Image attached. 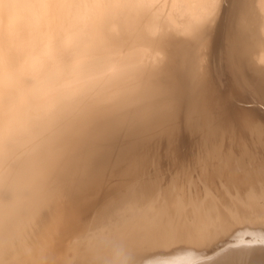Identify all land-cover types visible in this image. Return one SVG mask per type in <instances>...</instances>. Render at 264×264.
Returning <instances> with one entry per match:
<instances>
[{
    "label": "bare ground",
    "instance_id": "obj_1",
    "mask_svg": "<svg viewBox=\"0 0 264 264\" xmlns=\"http://www.w3.org/2000/svg\"><path fill=\"white\" fill-rule=\"evenodd\" d=\"M223 1L224 0H124L128 7L102 24L101 39L104 44L114 51L126 54L128 59L124 63L111 66L107 70V74L101 78V82L96 89L87 97L74 103L60 117L57 123L49 128L41 130L40 133L44 138L50 141L54 149L52 153L54 165L53 179L57 191L53 200L56 199L58 201L59 199L61 201L64 196L67 197V199L65 197L66 201L64 198L62 199L64 203L71 199L72 201L76 200L75 198H78L79 195L81 196L80 193L85 186H89V184L99 178L98 171L100 165V184L102 187L105 186L107 182L113 180V184L111 183L112 185H107L109 189H107L108 193L102 194L106 196L100 199H103L101 201V208L96 209L98 212L99 209H101L99 215L93 214L94 217L95 215L98 217H96V220L93 219L95 220V224H93L94 228L92 232H90V228V233H85L86 231H83L85 234L78 233V227H80V225L77 226L76 231H73L77 232V235L75 233L76 236H71L72 239L76 237V240L73 239L75 242L71 241L72 239L69 236V240L66 241H70V246L66 242L63 244H67L71 249H74L75 256L73 258L70 254L72 259L67 257L69 260H65L63 257L64 261H61V263L58 261L60 264H87L86 237L96 231L106 232L111 237L113 244L124 249L128 264H264V156L263 159H260L259 156L261 155H258V152L256 153L253 150V147L257 145L256 143L258 141H263L261 137L264 135V131L260 128L255 130L257 131L255 134H258L255 136L257 142L255 140L256 143L251 141L252 145L254 144L253 147L251 146L253 151L250 149V146L246 144L247 142L245 143V139L236 141V133L234 135L235 138L232 137L231 140H229V138L228 142L224 139L219 141L217 136H215V131L216 129L218 130V128L220 129L222 125L219 124L218 127V124L211 118L212 113L210 110L208 111V106H204L208 103L210 104L209 101L211 100L206 90L209 91V87L212 85V80L211 82L207 81L206 72L203 69L205 67L203 65L205 58L204 52L209 46L212 47L215 45L213 42L219 37V32L222 33L217 27L223 24L222 19L219 18ZM245 2L244 11L241 14V18H239V20H241L239 21L237 19L240 24L238 27L236 26L237 29L235 28V30H232L234 31L232 32V36L230 35L231 38L229 42L232 48L229 51L227 50L229 52L227 56H229L228 58L231 62L230 67L233 68L235 72L234 76L240 73L239 69L240 66H242L243 59L245 60L246 57L249 58V56V59L253 58L254 62H256L257 66L260 68V73H258L260 79L257 78V83H259L258 86H260L258 88H261L262 91V89L264 90V0H245ZM218 22H221V25L218 26ZM215 28L219 32L215 31ZM221 29H223L222 26ZM214 31V35L216 34L215 36L212 35ZM211 36H214L215 39ZM211 38L214 40L211 42L213 45H209ZM218 39H220V37ZM211 47L210 49H216ZM208 51L210 50L208 49ZM212 56H215V54ZM211 76L213 75L211 74ZM238 78L239 77H237V79ZM210 94L212 93L210 92ZM183 96L184 98H182ZM186 97H188V102H186V115L183 110V114L186 117L183 118H186L188 123H196V126L198 125L197 127H201L198 128L199 131L201 130L202 133L206 131V135L208 136H210V132L213 134L214 131L213 136L217 138V141H213L212 138L205 139L204 136L202 138V134L201 137L198 136L203 140L204 144H202V146H204L206 152L200 147L203 151L200 154L203 153V157H196L195 161L198 162V166L197 162L196 164L194 162L193 165L197 166V168H202V166L206 168L205 170L203 168L199 170L198 168L196 171L197 173L198 171H202V173H200L203 177L200 176L201 178L195 181L191 174H189L190 176L186 178L188 187H185L186 185L183 186L182 182L180 184L176 183L165 186L170 182L168 180L170 176L166 179L167 176L165 175V171L164 175L166 177L164 178L160 170H158L160 172L159 174H161L160 176H158L159 174H156L158 172L154 170L156 172L154 173L156 177L153 178V173L147 175L150 174L148 171L145 174V169L147 168H143L144 171H142V168L137 166L138 162H142V156L141 158L139 157L140 159L137 158L140 154L142 155V152L140 154L138 153L139 149L137 148L140 145L139 147L142 149L143 145L141 146L140 142L143 143L145 137L146 140L148 139L151 141V139L148 138L152 136V129L150 127L155 125L154 123L158 120L160 114L163 115L159 118H164V121L167 120V122H169V129L167 127L166 131L169 132L170 130V133H173V131H175L174 129H177L179 126L177 121L178 108L182 103L181 100L186 99ZM206 101H208V103ZM216 103H218V100ZM223 106L224 105H222V107ZM205 107H207V109ZM209 107H211V105ZM249 109L252 108L250 107ZM232 112H234V109ZM248 112H250V110ZM209 113H211V115H209ZM226 114L228 113L226 112ZM232 115L234 116V113ZM179 117L178 119L180 120L181 116ZM200 118L201 120H205L203 121L204 123L202 122L203 124L199 121ZM197 121H199V124ZM167 122L164 123L162 121L165 126L166 124L168 125ZM159 124H161L160 121ZM164 124H161V126L157 124L158 126H155L158 128L161 127L158 129V131L160 130L161 132V130L164 131L165 129V126L162 128ZM192 124H189V126H192L191 128L193 129L195 124L194 126ZM215 124L218 128L214 130ZM236 125L235 128L239 129ZM155 126L153 127V131L156 129ZM183 126L185 127L184 124ZM203 126H205L204 132ZM225 126L226 125H224V127ZM188 127L185 128L189 129L190 127ZM147 130L150 132V136ZM221 130L222 129L218 132L221 133ZM232 130L234 133V129ZM190 131L192 132V130ZM199 131H197V133ZM141 132L145 134L148 133V137L144 135L145 137L140 136L139 139H135L138 138L136 136L140 135ZM218 132L216 131V133ZM122 133L125 135L132 134L133 138L134 136L135 138L130 141L128 150L123 149L122 151L119 150L120 153L117 151V153L114 152L110 154V152L107 151L109 146L108 143H111L113 138ZM223 133L226 132L223 131ZM180 134L178 133L179 136ZM230 134L232 133L228 135L230 136ZM155 135L159 136V134ZM173 135L171 134L169 137ZM219 135L221 136V134ZM258 136L259 139H257ZM249 139H246V141ZM139 140L140 142H138ZM168 140L167 138V141ZM172 140L174 139H171V142ZM197 141H199V139ZM182 142L183 141H181V143ZM193 142L192 144H195V140ZM248 142H250V140ZM259 142L258 145H261ZM263 143L264 141L258 149L260 147L261 150L263 149ZM169 145H171V143ZM167 146L168 145H166V147ZM189 148L192 150V147ZM141 149L139 151H142ZM170 151L172 154L174 153L173 149L169 150V152ZM152 152H154V150ZM166 153H168V151ZM166 153H164V155H166ZM262 153L260 151V154ZM113 154L116 158L114 160V157L112 158V165L120 163L123 160L125 162V159L130 158L128 159L129 162L126 160V164L124 162L121 163L122 165L124 163L126 167L125 165L120 166L119 164V168L121 169L116 166L118 170H115L116 167L110 165L112 163V160H110L112 157L111 155ZM152 154L149 155L152 156ZM134 155H136V159L132 157ZM159 155L160 154H158V156ZM197 155L199 156V153H197ZM153 156H155V154ZM173 157L172 155V158ZM158 158L156 159L158 160ZM197 158H199V160H197ZM135 160H138L137 163ZM110 161L111 163L108 164V170V167L104 166ZM175 161L177 162V160ZM185 161L186 160H184V162ZM200 161H203L204 165H202ZM209 161L210 163L212 162L210 165L216 170L212 169L213 171L210 172L211 174L209 173L210 169H208L210 166ZM141 164L143 165V163ZM153 164H155L154 161ZM156 164L155 169L157 170L159 167H157L158 164ZM166 164L168 165V163ZM199 164L202 166H199ZM135 165L140 168V171L138 168L135 169ZM193 165L189 166L193 167ZM111 166L114 169H111ZM133 166H135V168ZM185 166L186 165H184V169H181L182 172L184 170L182 175L185 174V170L189 168ZM212 166L210 167L213 168ZM143 167H146V165ZM106 171H108V173ZM171 172L170 175L174 173L173 171ZM196 172L193 173L195 176ZM180 173L181 172H178V176L174 173L176 176L174 178V175H172L171 177L173 178H171V181L179 178L183 179L185 176L183 175V177H180ZM186 174H188V172ZM201 174H197V176ZM109 177L111 178L108 179ZM163 178L167 180V184L162 183ZM178 181L179 180H177V182ZM198 183L203 186V192L199 191L200 188L197 189V187H199ZM100 184L98 187L101 186ZM94 186H97V181ZM94 186H92L93 189H95ZM192 186H194L195 191ZM90 187L86 189L94 192ZM102 187L99 189L102 190ZM190 187L193 188V192ZM215 189L218 191H213ZM101 190L96 191L95 189L96 192L99 191L100 193ZM105 190L106 188H104V191ZM94 194L96 193L94 192ZM84 195L86 196V193H83L82 198H85L84 200L87 201V197ZM91 195L93 197L96 195V197L99 196L98 194L95 196L93 194ZM91 195H89L90 198ZM93 197L92 199H94ZM220 197L222 201L218 200ZM82 198L80 200L85 202ZM100 200H98L99 203ZM259 201L261 203H259ZM73 202H71V206L69 205L71 209H74V204L76 202H78V204L80 203L76 200L72 206ZM96 202H94V204L92 203L91 209L95 206ZM69 203L66 204L68 205ZM54 204L51 203L38 209V228L34 236L22 238L15 233H10L3 239L2 243L5 251L0 259L3 261L27 258L38 261H46L49 259L43 256L42 248L48 243H54L55 240L58 241L59 238V236L58 238H53V236L50 235L51 232L45 231L46 229L49 230L48 228L50 227L48 226L45 229V226L51 218H54L50 216L53 214L51 209L55 207ZM61 204L63 205V203ZM96 204H98V202ZM241 204H244V207ZM57 206L58 204L56 207ZM75 206H77V203ZM88 209L89 208L86 209V212ZM91 209H89L88 212H91ZM53 212L57 214V211ZM82 212L84 213L85 211L83 210ZM65 213L68 221L70 220L71 223L69 222L70 225H68L70 228H68L69 226L66 224L68 221L66 219L65 224L67 226L65 225L64 227H67L69 230L72 226L75 228L72 223L76 225L74 218L78 217L81 213L79 215L76 214L77 216H74L73 220H71L73 217H71L72 214H68L70 215L68 216L67 212ZM92 213L88 214L91 215ZM55 214H53V216H55ZM88 214L84 213V216ZM81 215L84 218L83 214ZM60 218L59 220L62 221ZM83 218L79 216L81 222ZM87 218L88 216L86 220ZM90 218L92 220L93 217L90 216ZM75 220L78 221V218ZM91 220H89V224ZM53 221H55V219ZM83 223V225H85V222ZM67 231L68 230H66V232ZM43 232L44 235H47L49 232L50 234H48L49 236L47 237L53 241L51 242L49 240L50 242H47L48 239L43 236ZM68 234L69 232L66 233L65 236H68ZM70 234H72V231ZM36 237H41L43 244L38 243ZM44 240L47 244L44 243ZM64 248L65 246H63V250ZM63 250L61 252H63ZM55 251H53L54 255L56 253ZM57 252L59 253L60 250ZM61 252L60 254H62ZM52 253L50 254L51 257ZM60 254L56 253L55 258ZM45 256L48 255L46 254ZM52 259L54 260V258H50V261Z\"/></svg>",
    "mask_w": 264,
    "mask_h": 264
},
{
    "label": "clouds",
    "instance_id": "obj_2",
    "mask_svg": "<svg viewBox=\"0 0 264 264\" xmlns=\"http://www.w3.org/2000/svg\"><path fill=\"white\" fill-rule=\"evenodd\" d=\"M127 7L124 0H0V258L3 239L34 236L38 209L54 202V149L41 130L128 59L101 39L102 24ZM86 255L87 264H128L103 231L86 237Z\"/></svg>",
    "mask_w": 264,
    "mask_h": 264
},
{
    "label": "rangeland",
    "instance_id": "obj_3",
    "mask_svg": "<svg viewBox=\"0 0 264 264\" xmlns=\"http://www.w3.org/2000/svg\"><path fill=\"white\" fill-rule=\"evenodd\" d=\"M247 1V0H246ZM245 0H224L223 1V5H222V9H221V11H220V13H221V15H220V17L219 18H221L222 19V25H221V22H218V26L219 25H221L222 26V28L223 29H221V26H219V27H217V29L219 30V31H222V33L221 32H219L216 28V30L215 31H217V32H219V37H220V39H218L219 37H217V39H216V41L215 42H213L214 40L213 39H215L214 38V36L216 35H214V33H215V31L212 33V35H214V36H211L212 38H211V40H210V43H209V45H213V43L215 44V45H213L212 47L211 46H209L208 47V49L210 50V51H208V49L206 48L205 49V52H204V62H203V65L205 66L203 69H204V71L206 72H204L205 74H206V79H207V81H209V82H211V80H212V82H211V86L209 87V91H207L206 89V93L208 92V97H209V99L211 100V101H209L210 102V104L208 103V101H206L207 103H203V104H207V105H204V106H208V111L210 110V112L212 113V115H211V113H209V115H211L212 117V119L214 120V122H216V124H218V127H219V124L220 125H222V127L223 128H225V129H223L221 126V128L220 129H222L221 130V133H219L220 132V129L218 128V127H216V124H215V128H214V130L216 129V128H218V130L216 129V131L219 133V134H221V136L218 134V133H216V131H215V136H217V138L219 139V141H221L222 139H224L225 141H227L228 142V139L229 140H231V138L232 137H234V135H235V133H236V141H241L242 139L245 141V143L246 144H248L249 146H250V149H251V146L253 147L254 146V144L252 145V142L251 141H254L256 138H255V136H256V134H258V133H256L255 134V132H257V131H255L256 129L258 130L259 128L262 130V131H264L263 129H264V90L262 89V91H261V88L259 89L258 87H260V86H258L259 85V83H257L258 82V79L257 78H259V74L258 73H260L259 71H260V68L257 66V64H256V62H254V60H253V58H251V59H249L250 58V56H249V58L248 57H246V59L244 60L243 59V63H242V66H240V73H238L239 74V76H238V74L236 75L235 74V76H234V71H233V68H231L230 66H231V62L229 61L230 59L228 58L229 56H227L228 55V51L232 48V46H231V43L229 42L230 41V38H231V36H232V32H234V31H232V30H235V28H236V26L238 27L239 26V24L240 23H238V20H239V18H241V14H242V12L244 11V8H245ZM223 12V13H222ZM239 15H240V17H239ZM238 19V20H237ZM241 20V19H240ZM239 20V21H240ZM218 21H221V20H218ZM231 29V30H230ZM237 29V28H236ZM218 34V33H217ZM231 35V36H230ZM220 41V45H219V41ZM211 42H213L212 44H211ZM216 43H217V45H216ZM218 46V47H217ZM221 46V47H220ZM228 46H229V48H228ZM231 46V47H230ZM210 47L211 48H216V49H210ZM219 48V49H218ZM218 50H220V51H218ZM228 50V51H227ZM214 51V52H213ZM213 52V53H212ZM207 54V57H206V54ZM209 53V54H208ZM215 54V56H212V55H214ZM218 56H217V55ZM208 56H209V58H208ZM217 57V58H216ZM215 58V59H214ZM208 61H207V60ZM210 60V61H209ZM215 60V61H214ZM247 60V61H246ZM250 62H249V61ZM253 60V61H252ZM219 61V62H218ZM230 63H229V62ZM208 62V63H207ZM213 62V63H212ZM215 62H217V63H215ZM215 63V64H214ZM230 64V65H229ZM256 64V65H255ZM216 65V66H215ZM218 66V67H217ZM209 69H211V70H209ZM205 68H206V70H205ZM216 68V69H215ZM213 69V70H212ZM219 69H220V71L222 72H220L219 71ZM216 70H217V72H216ZM231 70H232V72H231ZM210 71V72H209ZM213 72V73H212ZM221 74H220V73ZM213 75V76H211V74ZM210 74V75H209ZM216 74V75H215ZM241 74V75H240ZM222 75V76H221ZM212 77V78H211ZM221 77V78H220ZM237 77H239L238 79H237ZM210 79V80H209ZM214 79V80H213ZM257 79V80H256ZM260 79V78H259ZM217 80V81H216ZM209 82H207L208 84H210ZM214 83V84H213ZM257 84V85H256ZM213 85H214V87H213ZM216 85V86H215ZM217 87V88H216ZM211 88V89H210ZM215 88V89H214ZM264 88V87H263ZM214 89V90H213ZM218 89V90H217ZM217 90V91H216ZM218 91H220V92H218ZM210 92L212 93V94H210ZM205 93V94H206ZM213 93H214V95H213ZM219 93V94H218ZM215 95H216V97H215ZM185 96H186V94H185ZM208 97H207V99H208ZM215 97V98H214ZM182 98H184V96L182 97ZM181 98V99H182ZM188 97H186V99H187ZM213 98V99H212ZM186 99H184V100H181V104H180V107L178 108L179 110H178V118H180L179 116H181V119L179 120L177 117V121H178V127H177V129H174L175 131H173V133L171 132L170 133V130H169V132L168 131H166V128L168 127V129H169V122H167V120H165L167 123H168V125L166 124V126H165V124L164 123H166L165 121H164V118H159V117H161V115H163V114H160L159 115V117H158V122L156 121L154 124L156 125V126H161V124H164L163 125V127L162 128H164V126H165V129H164V131H162L161 130V132H160V130L158 131V129L159 128H161V127H156L155 125V127H156V129H154V131H153V127L154 126H151L150 128L152 129L151 130V135L152 136H150V129H149V131L147 130V132L149 133V136L150 137H148L147 136V134H145V133H143V132H141L140 133V135H138V136H136V137H138V138H135V136H134V138L135 139H139V137L140 136H144V135H146L148 138H150L151 139V141H149L148 139V141L146 140V137H145V139H143V137H142V139L144 140V144L142 143V142H140V140L138 141V142H140V144H141V146H142V149L138 146V148L137 149H141L142 151H139L138 150V153L140 154L141 152H142V155L140 154V156H138L137 158H141V156H142V158H141V163H143V165L140 163V162H138V165L137 166H139L140 168H142V171H144L143 170V168L145 169V168H147V169H145V174L149 171V173L150 174H147V175H151L152 173H153V175H154V177L153 178H155L156 177V174H159L160 172H162L161 174L162 175H164V171L166 172L165 173V175L167 176H165L164 175V178L166 177V179L169 177V184H167V180L166 179H162V183H164V184H167V185H165V186H169V185H172V184H176V183H178V184H180L181 182H182V184H183V186H185V187H188L187 186V184H186V178H188V176H190L189 174H191V176L193 177V179H195V181L196 180H199V178H201V177H203V175L201 174L202 173V171H198V173L196 172L197 170H198V168H199V170H202V168H203V166L202 165H204V162L203 161H205V160H203V161H200V163H202V165L201 164H199V166H202V168L201 167H198L197 168V166H198V162L197 161H195V159H196V157H200V156H202V154H200L201 152H203L205 149H204V146H202V144H204L203 143V140L200 138L201 137V134H202V138H203V136H204V138L206 139H210V138H212V140L214 141V140H216L217 138L216 137H214L213 136V134H214V131H213V134L210 132L209 134H210V136H212V137H210V136H208V135H206V131H205V129H204V127L206 126H203V132L205 133V135H204V133H202V131L200 130L199 131V129L198 128H201V127H197L196 126V123H194L195 124V126H194V124H192V123H188V120H186V118H183V117H186L185 115H186V109H187V107H186V102H188V99L186 100ZM213 100V101H212ZM217 100H218V103H216L217 102ZM220 100V101H219ZM203 102V101H202ZM221 102V103H220ZM185 103V104H184ZM183 104V105H182ZM218 104V105H217ZM221 104V105H220ZM184 105H185V107H184ZM211 105V107H209ZM222 105H224L223 107H222ZM181 106H182V110H181ZM218 106V107H217ZM221 106V107H220ZM226 106V107H225ZM215 107H216V109H215ZM225 107V108H224ZM245 107H246V109H245ZM252 108V109H249V108ZM185 108V109H184ZM206 109H207V107H205ZM210 108V109H209ZM218 108H221V109H218ZM228 108V109H227ZM257 108H259V109H257ZM233 109H234V112H232L233 111ZM245 109V110H244ZM254 109V110H253ZM183 110H184V114H183ZM225 110V111H224ZM230 110V111H229ZM250 110V112H248V111ZM252 110V111H251ZM180 111H181V113H180ZM205 111V110H204ZM221 111H223V112H221ZM237 111H238V113H237ZM249 113H247V112ZM259 113H258V112ZM205 112H207V111H205ZM216 112V113H215ZM226 112L228 113V114H226ZM255 112V113H254ZM223 113V114H222ZM234 113V116L232 115ZM237 113V114H236ZM246 113V114H245ZM242 114V115H241ZM250 115V116H248V115ZM252 114V115H251ZM254 114H257V115H254ZM183 115V116H182ZM227 115V116H226ZM229 115H231V116H229ZM240 115V116H239ZM243 115H245V116H243ZM165 116V115H164ZM197 116V115H196ZM163 117V116H162ZM215 119H214V118ZM196 118V117H195ZM220 118V119H219ZM223 118H225V119H223ZM226 118H228V119H226ZM235 118V119H234ZM160 119V120H159ZM219 119V120H218ZM199 120V119H198ZM159 121H160V123L161 124H159ZM162 121L164 122V123H162ZM181 121V122H180ZM201 123L203 122V121H205V120H201V118H200V120H199ZM199 121H197V123L199 122ZM218 121V122H217ZM220 122V123H219ZM225 122V123H224ZM227 122V123H226ZM200 123V124H201ZM204 123V122H203ZM202 123V124H203ZM222 123V124H221ZM237 125H236V124ZM158 124V125H157ZM183 124L185 125V127L187 128L188 126H189V124L191 125H193L194 127H193V129H194V131H193V129L190 127H188L189 129H186L184 126H183ZM199 124V123H198ZM224 125H226L225 127H224ZM235 125H236V127L237 128H239V129H236L235 128ZM182 126V127H181ZM200 126H202V125H200ZM234 128H233V127ZM228 127V128H227ZM176 128V127H175ZM245 129V131H244V129ZM167 129V130H168ZM186 129V130H185ZM197 129V130H196ZM228 129V130H227ZM232 129H234V133L232 132L233 130ZM180 130V131H179ZM184 130V131H183ZM189 130V131H188ZM190 130H192V132L190 131ZM252 130H254V131H252ZM157 131V132H156ZM172 131V130H171ZM183 131V132H182ZM197 131H199L198 133H197ZM223 131L224 132H226V133H223ZM232 133V134H230V136L228 135L229 133ZM146 132V131H145ZM175 132V133H174ZM182 132V133H181ZM253 132V133H252ZM169 133V134H168ZM178 133L180 134V136L178 135ZM186 133H188V134H186ZM193 133H194V135H193ZM238 133V134H237ZM155 134H159V136H156ZM173 135V136H170L169 137V135ZM185 134V135H184ZM189 134H191V135H189ZM200 134V135H199ZM216 134H218V135H216ZM224 134V135H223ZM228 135V136H226V135ZM254 135V139H253V135ZM183 135V136H182ZM223 135V136H222ZM233 135V136H232ZM168 136V137H167ZM187 136V137H186ZM198 136H200V137H198ZM208 136V137H207ZM264 135H262V137H261V139L264 141V137H263ZM152 137H154V138H152ZM169 139L168 141H167V138ZM174 137V138H173ZM176 137H178V138H176ZM215 139H214V138ZM219 137H221V138H219ZM224 137V138H223ZM133 135L131 134H127V135H125L124 133H122V134H119L117 137H115V138H113V141L110 143H108V149H107V151L108 152H110V154L111 153H114V152H116L117 153V151H119V150H123V149H127L128 150V145L130 144V141H132L133 139ZM157 138V139H156ZM161 138V139H160ZM181 138V139H180ZM188 138H189V141H188ZM195 138V139H194ZM241 138V139H240ZM250 138V139H249ZM171 139H174V140H172V142H173V144H172V142H171ZM183 139V140H182ZM193 139V140H192ZM199 139V141H197ZM246 139H249L250 140V142H248L249 140H247L246 141ZM257 139H259V136L257 137ZM143 140H141V141H143ZM179 140H181V141H183L182 143H181V141H179ZM185 140V141H184ZM195 140V144H192V142ZM175 141V142H174ZM200 141H201V144H200ZM217 141V140H216ZM256 141V140H255ZM253 142V143H256V142ZM263 141H258L259 142V144L261 143V145H262V142ZM148 144H147V143ZM158 142H159V144H158ZM160 142H161V145H160ZM164 142V143H163ZM258 142L256 143L257 145H255L254 147H253V150H254V152H258L257 154L258 155H261L262 156V158H261V156H259L260 157V159H263V154H264V151H263V149H264V146H262L263 147V149L261 150V147L258 149V147L259 146H261V145H258ZM150 143V144H149ZM171 143V145H169ZM181 143V144H180ZM194 143V142H193ZM147 144V145H146ZM174 144H176V145H174ZM184 144V145H183ZM264 144V143H263ZM160 145V146H159ZM166 145H168L167 147H166ZM174 145V146H173ZM193 145V146H192ZM199 145V146H198ZM127 146V147H126ZM157 146H159V147H157ZM164 146V147H163ZM171 148H170V147ZM172 146H173V148H172ZM182 146H183V148H182ZM198 146V147H197ZM248 146V147H249ZM153 147V148H152ZM175 147V148H174ZM189 147H192V150H190L191 148H189ZM200 147H201V149L203 150H201L200 149ZM203 147V148H202ZM162 148V149H161ZM178 150H177V149ZM257 148V149H256ZM136 149V150H137ZM147 149V150H146ZM158 149V150H157ZM163 149H166V150H163ZM171 149H173V151H174V153L172 154L171 153V151L169 152V150H171ZM201 151H200V150ZM154 150V152H152ZM161 150V151H160ZM198 150V151H197ZM252 150V149H251ZM252 150V151H253ZM256 150H258V151H256ZM261 151V153L262 154H260V151ZM148 151V152H147ZM168 151V153H169V155H168V153H166ZM197 151V152H196ZM137 152V151H136ZM136 152H135V154H136ZM144 152H146V153H144ZM158 152V153H157ZM166 153V155H164V153L163 154H161V153ZM185 152V153H184ZM186 152H187V154H186ZM205 152H206V150H205ZM119 153H120V151H119ZM119 153H118V155H119ZM138 153H137V155H138ZM152 154V156L155 154V156H150L149 154ZM183 153V154H182ZM196 153V154H195ZM197 153H199V156L197 155ZM145 154V155H144ZM157 154V155H156ZM158 154H160L159 156H158ZM174 156L173 158H172V155ZM179 154H180V156H179ZM183 156H182V155ZM191 154V155H190ZM149 155V156H148ZM164 155V156H163ZM112 157H111V159L110 160H112V158L115 156L114 154L113 155H111ZM136 155H134V156H132L133 158H135L136 159V157H135ZM146 156V157H145ZM163 156V157H162ZM205 156V155H204ZM131 157V158H132ZM151 157V158H150ZM158 157H161V158H158ZM167 159V162H166V159ZM177 157V158H176ZM193 157V158H192ZM203 157V156H202ZM116 157H114L113 158V160L115 159ZM139 158V159H140ZM144 158V159H143ZM155 158V159H154ZM156 158H158V160L156 159ZM178 158H180V159H178ZM201 158V157H200ZM128 159H130V158H128ZM128 159H125V162L127 163V161L126 160H128ZM138 159V160H139ZM147 159V160H146ZM154 159V160H153ZM160 159V160H159ZM203 159V158H202ZM113 160H112V163H111V161L108 163L107 162V165L105 164V166L104 167H108L109 165L108 164H110V165H112L113 164ZM138 160H135L136 161V163H137V161ZM173 160V161H172ZM175 160H177V162L175 161ZM184 160H186L185 162H184ZM197 160H199V158H197ZM140 161V160H139ZM147 161H149V162H147ZM153 161H154V163L157 165V167H159V169L157 168V170L155 169V164H153ZM158 161H159V163H158ZM180 161V162H179ZM122 162H124V160L123 161H121L120 163H117V164H114V165H112L113 167H116V166H118V168H119V164H120V166H123V165H125L124 163H123V165L121 164ZM128 162H129V160H128ZM145 162H146V164H145ZM195 162V164H196V162H197V166H194L193 165V163ZM207 162V161H206ZM161 163V164H160ZM166 163H168V165L166 164ZM172 163V164H171ZM208 163V162H207ZM212 163V162H211ZM210 163V161H209V165L211 164ZM140 164H141V166H140ZM146 165V167H143V166H145ZM148 164H149V166H148ZM127 165H129V164H127ZM151 165V166H150ZM163 165H164V169H163ZM184 165H186V166H188L189 168L187 169V170H189V171H187V170H185V174L188 172V174H183L185 177H183V175H182V173H184V170H183V172L181 171V169H184ZM189 165H193V167L192 166H189ZM112 166L110 167L111 169H114V168H112ZM136 166V165H135ZM135 166H133L134 168H135ZM136 166V168L135 169H137L138 168V170L140 171V168L139 167H137ZM166 166V167H165ZM173 166V167H172ZM185 166V167H186ZM210 166H212V165H210ZM208 167V169H210L209 170V173L211 172V171H213V170H215L214 169V167L213 168H211V167ZM125 167H126V165H125ZM192 167V168H191ZM194 167H195V169H194ZM118 168L116 167L115 168V170L117 169L118 170ZM123 168V167H122ZM127 168H129V167H127ZM126 168V169H127ZM171 170H170V169ZM177 168V169H176ZM187 168V167H186ZM185 168V169H186ZM201 168V169H200ZM108 170H109V167L107 168ZM111 169H110V171H111ZM119 169H121V168H119ZM131 169H132V167H131ZM168 171H166V170ZM191 169H193V170H191ZM204 170L206 169L205 167L203 168ZM213 169V170H212ZM156 172H158V173H156ZM158 170H160V172L158 171ZM177 171V172H175V171ZM192 172H191V171ZM204 170H203V172H204ZM109 171V172H110ZM112 171H114V170H112ZM134 171V170H133ZM136 171V170H135ZM151 171H153V172H151ZM171 171H173L174 173H176L177 174V176H178V172H181L179 175H180V177H183V179L182 178H179V179H177V177H176V179L177 180H179L178 182H177V180H172L171 181V178H175V176L176 175H174V173L172 174V175H174L173 177H171L172 175H170V173H172ZM187 171V172H186ZM208 171V170H207ZM216 171V170H215ZM107 173H108V171H106ZM191 172V173H190ZM194 172H196V176L193 174ZM154 173H156V174H154ZM168 173H169V175H168ZM215 173V172H214ZM225 173V172H224ZM98 174H99V178L97 179V180H95V181H93L92 183H93V185H92V183L91 184H89V186L87 185V186H85V188L82 190V192L80 193L81 194V196L79 195V199L78 198H75L77 201H79L80 203L78 204V202H76L77 203V206H78V208H77V206H75L76 205V203L74 204V202L76 201V200H73L72 201V199L70 200L71 202H73L72 203V206H73V204H74V209H71V202L70 201H68V202H65L64 203V200L66 201V199H67V197L66 196H64L63 198H64V200H62L61 199V201L58 199V201L55 199L54 200V202H53V204H54V208H57V209H54V208H52L51 209V212L53 213V214H55L53 211H57L56 213L57 214H55V216H53V214H51L50 216H52V217H54V218H51V220L53 221L54 219H55V221H49L48 222V224L45 226V229L48 227V226H50L48 229L49 230H45V231H49V232H51V234L48 232V234H50V235H52L53 236V238H58V236H59V238H60V240H59V238H58V241L57 240H55V242L53 243L52 241H51V239L49 238L48 239V237L47 236H49L47 233V235H44V232H43V236L44 237H46V239H48L47 240V242L50 240L52 243H45V240H44V243L45 244H47V245H45V247L44 248H46V249H44V248H42L43 249V256L44 257H46V259L47 258H49L48 260H46V261H50V258H54V260L53 261H55V264H60L61 263V261H64V259L65 260H67L68 258L67 257H69L70 259H72L71 257L73 256V258H74V256H75V251H74V249H71L69 246H70V244H69V242L70 241H66V240H69V236H70V238L72 239V237H74V236H76L77 235V232H73V231H76V229H77V226H79L80 225V227H78V229L80 230H78V233H81V234H83L84 232L83 231H86L85 233H90V232H92V230H93V224H95V220H96V217H98V216H96V215H99V212L101 211V209H99V212L96 210V209H98V208H101V201L103 200H100L101 198H103V197H105V196H103L102 194L103 193H108L107 191L109 190L107 187V185H109V184H111L112 183V181L113 180H111V181H109V182H107V184L105 185V186H103L102 187V185L100 184V181H101V165L99 166V171H98ZM161 174H159L158 176H160ZM193 174V175H192ZM197 174H201V175H198L197 176ZM211 174V173H210ZM213 174V173H212ZM152 175V176H153ZM262 175V174H261ZM187 176V177H186ZM201 176V177H200ZM215 176V175H214ZM149 177V176H148ZM151 177V176H150ZM216 177V176H215ZM111 177H109L108 179H110ZM152 178V177H151ZM162 178V177H161ZM160 178V179H161ZM185 178V179H184ZM148 179V178H147ZM150 179V178H149ZM180 179H182V180H180ZM152 180V179H151ZM96 181H97V186L95 187L94 185H95V183H96ZM163 181H165V182H163ZM174 181H176V182H174ZM95 182V183H94ZM99 182V183H98ZM172 182V183H171ZM199 182V181H198ZM102 183V182H101ZM185 183V184H184ZM99 184L101 185L100 187H102V190L101 189H99L100 187H98L99 186ZM113 184V183H112ZM111 184V185H112ZM164 184H163V186H164ZM199 185V187H197V189H199V191H202V189H204L203 188V186H201V184L200 183H198ZM91 186V187H90ZM92 186H94V188L96 189V191L97 190H101V193L99 194L98 192H96L95 191V189H93V187ZM173 186H175V185H173ZM89 187H90V189H93L94 190V192L96 193V194H98L99 196L98 197H96L97 195L96 194H94V192L93 191H88V189H89ZM193 188H194V186H192ZM192 187H190L191 188V191L193 192V188ZM86 188H88V189H86ZM98 188V189H97ZM104 188H106V192L104 191ZM214 188V187H213ZM108 189V190H107ZM189 189V188H188ZM87 191V192H86ZM102 191H104V192H102ZM189 191V190H188ZM194 191H195V188H194ZM213 191H218V190H213ZM203 192V191H202ZM83 193L85 194L86 193V196L85 197H87V201H89V202H87L86 200H84L83 198H82V195H83ZM93 194L95 197H93L91 194ZM88 194V195H87ZM89 195H91V198H90V196ZM218 195V194H217ZM89 196V197H88ZM102 196V197H101ZM65 197H66V199H65ZM92 197L94 198V199H92ZM217 197H219V196H217ZM59 198V197H58ZM82 198V200H84L85 202H83V201H81L80 199ZM89 198V199H88ZM68 199H69V197H68ZM90 199H91V201H90ZM96 199V200H95ZM98 200H100V203H99V201ZM218 200L219 201H222L221 200V197L220 198H218ZM98 202V204H100V205H98V204H96L97 202ZM70 202V203H69ZM81 202H83V203H81ZM94 202H96L95 203V206L94 207H92V209H91V205H92V203L94 204ZM256 202H258V201H256ZM61 203H63V205L61 204ZM66 203H69L68 205L66 204ZM240 203V202H239ZM243 203V202H242ZM259 203H261L260 201H259ZM258 203V204H259ZM58 204V206L56 207V205ZM65 204V205H64ZM67 205V206H66ZM70 205V206H69ZM90 205V206H89ZM98 205V206H97ZM243 207H244V204H241ZM64 206V207H63ZM242 207V208H243ZM58 208H59V210H58ZM70 208V209H69ZM87 208H89V209H91V212H88V210H87V212H86V209ZM62 209V210H61ZM65 209V210H64ZM76 209V210H75ZM94 209H95V211H94ZM67 210V211H66ZM80 210V211H79ZM85 211L84 213H92V211H93V213L90 215V214H88L87 216H88V218H87V220H86V215L84 216V213L82 212V211ZM65 212H67V215L68 214H72L71 215V217H69V218H71V220H73V218H74V216H77V215H79L80 213L81 214H83V216H84V218L82 217V215L80 214L79 216H80V218H83V220H82V222H81V220H79V216L78 217H75L74 218V221L76 222V225H75V223H72L74 226H75V228L72 226V224H71V226H72V228L71 229H73V230H69L68 228H70V223H71V221L69 220L68 221V218H67V216L65 215L66 213ZM64 215V216H61V215ZM75 214V215H74ZM77 214V215H76ZM93 214H96L95 215V217L93 216ZM92 216L93 218H92V220H91V218H90V216ZM59 216V217H58ZM68 216H70V215H68ZM61 217V218H60ZM66 217V218H65ZM59 218L60 219H62V221L61 220H59ZM64 218V219H63ZM78 218V221H79V223H78V221L77 220H75V219H77ZM66 219H67V221H68V223H66ZM93 219H95V220H93ZM57 220V221H56ZM65 220V221H64ZM85 220V221H84ZM89 220H91L90 221V224H91V227H90V224H89ZM73 221V222H74ZM52 222V223H51ZM70 222V223H69ZM81 222V223H80ZM83 222H85V225H83L84 223ZM94 222V223H93ZM69 226L68 228L67 227H64L66 224ZM88 223V224H87ZM60 224H62V225H60ZM82 224V225H81ZM58 225V226H57ZM66 225V226H67ZM57 226V227H56ZM88 226H89V228H88ZM51 227H53V228H51ZM61 227V228H60ZM62 227H63V229H62ZM67 228V229H66ZM88 228V229H87ZM91 228V231L89 230ZM50 229H52V230H50ZM60 231H59V230ZM64 229H66V230H68L67 232H66V230H64ZM75 229V230H74ZM87 229V230H86ZM52 231H53V233H52ZM62 231V232H61ZM64 231H65V234H64ZM71 231H72V234H70L71 233ZM82 231V232H81ZM88 231V232H87ZM90 231V232H89ZM69 232V234H68V236H65L66 235V233H68ZM58 233V234H57ZM63 235H62V234ZM75 233H76V235H75ZM84 233V234H85ZM55 234V235H54ZM60 234H61V236H60ZM41 235H42V233H41ZM78 235H80V234H78ZM56 236V237H55ZM63 236V237H62ZM72 236V237H71ZM52 238V239H53ZM76 238V237H75ZM75 238H73L74 240H76ZM61 239H62V242H61ZM70 239V240H71ZM73 239L71 240V241H73ZM49 241V242H50ZM64 242H66L69 246H67V244L66 245H63L64 244ZM73 242H75V241H73ZM72 242V243H73ZM52 245V246H51ZM56 245H61V246H56ZM56 246V247H55ZM63 246H65V248H64V250H63ZM59 247V248H58ZM72 247V246H71ZM50 250H49V249ZM54 248V249H53ZM55 248H56V251H55ZM60 250V252L63 250V252H61L62 254H60V252L58 253L57 251H59L58 249ZM62 249V250H61ZM69 249H71V250H69ZM49 250V251H48ZM52 250V251H51ZM48 251V252H47ZM53 251H55L57 254H60V255H58V257H56L55 258V256H56V253H55V255H54V252ZM71 251V252H70ZM46 252V253H45ZM53 252V253H52ZM49 253V254H48ZM52 253V257H51V254ZM67 253V254H66ZM48 255V256H45V255ZM65 254H66V256H65ZM70 254L72 255V256H70ZM63 255V256H62ZM50 256V257H49ZM54 256V257H53ZM63 257H64V259H63ZM55 259H57V260H55ZM51 260V261H52ZM69 260V259H68ZM60 263H59V262Z\"/></svg>",
    "mask_w": 264,
    "mask_h": 264
}]
</instances>
